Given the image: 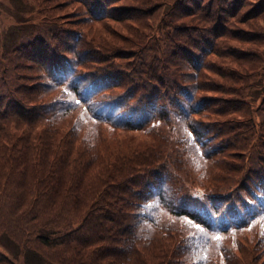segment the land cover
Wrapping results in <instances>:
<instances>
[{
    "label": "trees",
    "instance_id": "obj_1",
    "mask_svg": "<svg viewBox=\"0 0 264 264\" xmlns=\"http://www.w3.org/2000/svg\"><path fill=\"white\" fill-rule=\"evenodd\" d=\"M124 1L45 0L34 14L47 28L49 41L42 42L49 54H37L35 37L4 55L0 264H21L1 242L4 237L23 264H264L255 258L264 253V159L252 172L257 181L245 185L243 169L212 160L215 149L205 136L212 128L194 124L207 106L223 112L220 94H213L222 86L207 74L212 68L202 55L208 43L201 50L198 41L209 29L217 32L212 18L220 25L219 15L242 2L206 0L203 12L198 0L192 6L132 0L143 11L135 16V6ZM167 5L157 30L170 27L160 39L132 37V26ZM254 6L251 11L264 13V5ZM167 43L180 46L170 51ZM128 73L164 90L154 86L142 95V87L137 96L127 88ZM258 87L263 90L252 96L261 102L264 85ZM117 88L123 92L113 94ZM236 94L240 108H248L250 99ZM260 102L248 111H258ZM176 130L180 151L172 157V148L158 156L149 151L163 133ZM258 138L262 145L264 138ZM232 153L227 160L239 152ZM246 157L252 159L253 152ZM180 162L193 163L201 182L187 187L189 169L183 171ZM210 168L218 169L217 176Z\"/></svg>",
    "mask_w": 264,
    "mask_h": 264
},
{
    "label": "rangeland",
    "instance_id": "obj_2",
    "mask_svg": "<svg viewBox=\"0 0 264 264\" xmlns=\"http://www.w3.org/2000/svg\"><path fill=\"white\" fill-rule=\"evenodd\" d=\"M39 1H41V3H38L37 1L34 3L31 0H0V66L4 65L3 58L4 55L8 53V50L28 38L32 40L35 37H38V40H40V46L37 49L38 55L45 57L49 54V51L43 50L48 49L49 47L46 46V43L42 42L46 40V38L48 39L47 28L42 26L41 24L44 23H41L39 20L36 22V19H38L40 15L36 13L37 16H35L34 14V12H37V6L45 2V0ZM180 1L185 2L188 6H192V0ZM205 1L206 0L197 1L199 9L200 7H204V9H202L203 12L207 11ZM68 2L71 5L73 4L71 1ZM124 2L135 6L133 8V14L135 16H138L143 12L142 9L132 0H126ZM241 2L243 6L236 11L222 12L221 15H219L220 25H217L218 21L214 22V19L212 18L211 26L217 32L212 34L209 29L203 35L207 36L203 37V40L206 42L202 40L198 41L200 42L198 48H201V50L205 49L204 43H208L206 45L207 48L202 52V55H205V62L212 68V71H207V74L215 79L216 82H219L223 87H215V90L213 91V94H220L222 98L218 102L223 112L219 113L220 109H211L207 106L202 111L201 116H194L199 119V122L194 124L202 129L207 127L212 128L211 131H207L205 134V136H207L208 144L212 145L215 149V157H211L212 160L221 163L228 162L237 166L240 170L243 169L248 176L245 185H249L251 184V181H257V176L252 172L262 166L260 165V159H264V143L261 145L258 138H264V99L260 102L259 98L255 99L253 97L257 91L263 90L260 89L258 85L260 83L264 85V13L261 8L251 11L256 7L254 5L257 3L264 5V0H240V3ZM79 7L81 6L79 5ZM168 8H171V6L167 5L161 10H155L150 17H148V15L147 17H143L139 20V26L137 28L131 25L136 31V34L132 35V37H145L146 39L149 35H152V39L155 41H157L158 37L160 39L162 32L167 27H170H164L162 31L157 30L158 25L164 20L165 13H168L166 10ZM184 9L186 13L194 10L193 8ZM172 12L174 14H179V9H173ZM57 13L58 11L56 14ZM73 14L76 15L75 12ZM184 15L177 21L179 22L178 26H176L178 29H182L180 25H183L182 22ZM188 23L189 21L187 20L186 24ZM206 26L209 28L210 24ZM120 38L127 43L131 40V38ZM117 41L119 42L120 40L118 39ZM121 44L129 46L124 43ZM179 46L180 45H176L175 43H167L168 50L170 51H173L174 48L178 49ZM240 48H245V50L241 51ZM211 50H214L216 53H211ZM234 55L239 58L237 63H234ZM52 57L54 58L53 55ZM104 69H107L106 66H104ZM217 72H224L225 75L220 77ZM128 74L127 88L137 96L141 93L142 87L146 88L142 95L154 91V86L159 91L164 90L162 86L160 87L155 83L140 81L139 76L136 74ZM6 77L7 76L0 77V92H5L7 90L4 81H1ZM136 86H139L140 90L137 89ZM224 88L229 89L225 90ZM119 92H123V90L117 88L112 93L118 94ZM236 93H240L245 99H250L248 108L247 106L245 109L240 108L239 103L241 102H237L234 99L237 97ZM259 102L260 104L256 108V110L258 108L259 110L253 112V114L250 113L248 110L254 108ZM143 105L145 106V102ZM247 114L251 117L250 121L248 120ZM251 114H256L259 118H256ZM183 123L184 122L181 121V123H178V126ZM177 131L178 130L168 131L169 133L167 135L163 133L159 138L160 145L154 146V148L152 147L149 151L151 153H156V156H158L165 155L168 151L166 148H172V157L175 151H180V148H182V138L176 133ZM186 131L187 130H185V132ZM187 135L189 136V132H187ZM172 137L175 140H173ZM187 145L189 148L194 146L191 142H187ZM233 150L239 153H237V156L233 159L227 160L226 158L234 156V153H232ZM250 151L253 152V158L247 159L246 156ZM216 157L219 159L222 158V160H218ZM181 164L183 171L189 169V178L185 183L187 187L195 186L201 182V179L197 177L198 169L192 167V165H194L193 163ZM209 165L218 166L211 163V160L209 161ZM217 170L218 169L216 168H210V175L217 176ZM243 191L245 190L243 189ZM203 199L202 196V200ZM224 206L225 203L223 204V207ZM1 242L6 244L9 251L8 253L11 257H14L17 263L23 264L22 257L16 258L14 255L16 249L11 245L13 242L9 241L7 237L1 238ZM255 249H258V247ZM255 258L259 261L262 260L264 258V253L257 255Z\"/></svg>",
    "mask_w": 264,
    "mask_h": 264
},
{
    "label": "snow or ice",
    "instance_id": "obj_3",
    "mask_svg": "<svg viewBox=\"0 0 264 264\" xmlns=\"http://www.w3.org/2000/svg\"><path fill=\"white\" fill-rule=\"evenodd\" d=\"M76 103L78 104V103H80V101L78 100V101H76ZM94 114V113H93ZM97 118H99V117H97ZM194 131V130H193ZM189 135L191 136V133H189ZM198 138V137H197ZM189 216H190V218H189V223H192L193 221H194V219H195V217L194 216H191V214H189ZM196 227L197 228H199L200 227V224H196Z\"/></svg>",
    "mask_w": 264,
    "mask_h": 264
}]
</instances>
